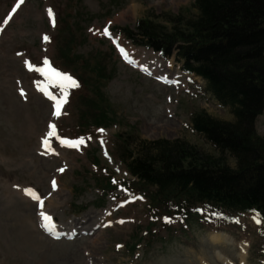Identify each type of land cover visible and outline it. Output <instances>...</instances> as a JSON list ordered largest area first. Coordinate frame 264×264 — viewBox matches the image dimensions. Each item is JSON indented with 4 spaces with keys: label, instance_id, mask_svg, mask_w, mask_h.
Returning <instances> with one entry per match:
<instances>
[{
    "label": "rangeland",
    "instance_id": "obj_1",
    "mask_svg": "<svg viewBox=\"0 0 264 264\" xmlns=\"http://www.w3.org/2000/svg\"><path fill=\"white\" fill-rule=\"evenodd\" d=\"M193 2L0 0V264H221L217 253L227 264H264V229L254 214L198 207L191 219L166 222L154 217L147 200L123 189L118 199L109 196L98 207L97 176L131 180L123 163L122 140L128 136L135 149L141 141L181 140L203 155L220 156L192 128V117L200 111L233 121L205 82L184 76L173 59L164 61L114 33L139 19L168 26L170 17L191 16ZM70 15L77 59L101 53L114 73L104 98L117 124L92 129L82 142L73 134L78 121L75 78L60 70L72 77L62 88L36 70L61 64L58 30L60 20ZM105 29L113 31L109 41ZM113 41L123 55L118 49L112 53ZM256 126L264 137V114ZM226 157L234 167L235 160ZM42 210L53 219L59 240L41 229ZM71 230L78 234L62 237Z\"/></svg>",
    "mask_w": 264,
    "mask_h": 264
},
{
    "label": "trees",
    "instance_id": "obj_2",
    "mask_svg": "<svg viewBox=\"0 0 264 264\" xmlns=\"http://www.w3.org/2000/svg\"><path fill=\"white\" fill-rule=\"evenodd\" d=\"M191 8V16L170 17L168 26L147 18L119 32L135 46L166 59L175 56L230 110L233 121L205 111L192 117L194 131L220 156L203 155L181 140L141 141L135 149L128 136L122 140L124 163L156 216H179L198 204H212L257 213L264 224V138L256 130L264 112V0H194ZM64 26L59 55L84 91L78 97L79 129L110 127L116 116L100 91L110 80L104 58L77 59L76 36L67 22ZM98 182L104 195L116 190L109 179Z\"/></svg>",
    "mask_w": 264,
    "mask_h": 264
},
{
    "label": "snow or ice",
    "instance_id": "obj_3",
    "mask_svg": "<svg viewBox=\"0 0 264 264\" xmlns=\"http://www.w3.org/2000/svg\"><path fill=\"white\" fill-rule=\"evenodd\" d=\"M19 2L22 3L23 0H19ZM49 15H50V16L52 15V11H51V9H49ZM105 31L107 32V29H105ZM45 39H47V36H45ZM120 50H121L122 53L124 52V49H123V48H121ZM25 63L28 65L29 68H33V67H34V66H33L30 62H28V61H25ZM44 63H45V64H48L47 59H45ZM36 70H37V71H40L42 74H45V69H42V68H41V69H36ZM50 71H51V73H54V74H55V79L57 80L59 86H61L62 88L64 87V85H63V81H65V80L71 81V80H72V77L69 76L67 73L59 72V71H57L56 69H50ZM73 83H74V81H73ZM21 94H23V91H22ZM46 94H48V93H46ZM49 98H50V99L52 98L50 94H49ZM55 107H56L57 109H59V108H60V104L57 103V104L55 105ZM50 127H54V125H50ZM100 131H104V130H103V129H100ZM49 135H51V133H49ZM81 142H82V139H81ZM61 171H63V169H61ZM53 186L55 187V181H53ZM34 198L37 199L38 201L40 200L39 196H36V197H34ZM41 217H42L43 219H45V220L50 219V217H48L44 212H41ZM165 221H166V222H170V218L165 217Z\"/></svg>",
    "mask_w": 264,
    "mask_h": 264
},
{
    "label": "bare ground",
    "instance_id": "obj_4",
    "mask_svg": "<svg viewBox=\"0 0 264 264\" xmlns=\"http://www.w3.org/2000/svg\"><path fill=\"white\" fill-rule=\"evenodd\" d=\"M48 226L53 227V226L50 225V223L48 224ZM219 236H220V235H219ZM219 236L217 237L218 239L220 238ZM217 238H216V239H217ZM214 240H215V239H214ZM216 241H217V240H216ZM217 258H218L222 263H224V264H227V263L229 262V261H228L227 259H225L220 253H217ZM220 261H219V262H220ZM221 262H220V263H221ZM222 263H221V264H222Z\"/></svg>",
    "mask_w": 264,
    "mask_h": 264
}]
</instances>
